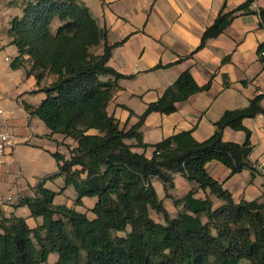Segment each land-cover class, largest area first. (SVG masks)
<instances>
[{
    "label": "trees",
    "instance_id": "obj_1",
    "mask_svg": "<svg viewBox=\"0 0 264 264\" xmlns=\"http://www.w3.org/2000/svg\"><path fill=\"white\" fill-rule=\"evenodd\" d=\"M252 2L245 0L229 11L221 10L203 31L198 47L219 35L237 14L250 12ZM258 11L264 27V6ZM55 19L58 24L52 28ZM6 33L18 50L11 68L21 65L27 54L31 62L27 74H33L38 85L46 73L54 75L41 88L46 97L36 107L25 103V110L53 133L77 142L69 159L54 154L61 163L49 178L63 175L65 185H73L76 191L77 204L84 196L97 201L91 209L95 217L89 219L64 205L54 206L56 193L39 182L35 196L22 197L19 205L28 206L31 216L42 217V224L31 229L20 216L0 217V264H47L50 252L58 254L56 264H264V201L234 202L205 168L207 162L216 160L231 174L256 169L249 161V131L242 119L262 111L258 98L244 109L225 111L205 140L197 141L189 130L181 131L151 144L148 158L133 152L126 140L135 139L136 146L146 148L138 131L145 117L152 111H175L177 102L208 89L210 81L199 86L189 70L183 71L157 100L147 104L138 122L125 129L106 112L117 79L125 77L108 65L117 43H107L106 29L98 26L84 4L29 1L22 15L11 19ZM101 44L102 52L96 53ZM263 46L264 42L258 52ZM102 76L112 79L103 81ZM227 126L244 130L246 140L242 144L223 140ZM90 129L96 133H87ZM176 173L197 188L174 198L168 190L174 186ZM153 178L163 183L166 195L180 206L176 216L171 217L158 199ZM196 189H208L222 203L214 207L209 197L196 198ZM151 210L163 222L156 221Z\"/></svg>",
    "mask_w": 264,
    "mask_h": 264
},
{
    "label": "crops",
    "instance_id": "obj_2",
    "mask_svg": "<svg viewBox=\"0 0 264 264\" xmlns=\"http://www.w3.org/2000/svg\"><path fill=\"white\" fill-rule=\"evenodd\" d=\"M23 0H0V104L5 109L4 125L12 130L15 142L6 150L5 163L0 171V217H21L29 228L42 224V217L31 216L26 205H19L22 197H34L35 188L42 182L44 188L54 191V206H66L85 213L89 219L97 199L84 196L81 204L75 203L73 185H65L58 172L54 154L69 159L77 142L70 136L53 133L37 116L29 115L24 104L38 106L46 97L41 88L54 79L46 73L37 84L33 74H27L31 66L29 56H22V64L11 68L18 56L6 30L15 16L22 15ZM84 4L100 27L106 29L111 49L108 65L124 75L117 79V88L106 105V112L113 116L120 127L130 128L138 122L147 104L158 99L164 90L185 70H189L195 82L202 86L210 81L206 90H200L176 104L175 111L163 114L152 111L138 127L146 148L135 145V139L126 143L131 150L151 157V144L181 131H190L193 138L202 141L215 129V122L227 110L244 109L253 99L262 111L242 119L249 131L251 146L249 161L256 166L264 152V58L258 47L264 42V27L257 12L264 0H253L250 12L237 14L230 24L216 37L198 47L201 35L212 24L218 13L229 11L245 0H76ZM56 27V26H55ZM102 52V44L97 48ZM103 81L112 79L102 76ZM96 133L95 129L87 131ZM222 139L242 144L246 140L244 130L225 127ZM76 168H79L78 166ZM209 175L227 189L234 202L264 201V175L259 170L243 169L231 174L219 161L206 163ZM84 176V174H82ZM152 186L157 197L171 217L177 215L180 206L166 195L163 183L153 178ZM173 188L168 193L182 198L197 184L189 182L181 174L173 175ZM196 198L209 197L213 206L222 201L208 189H196ZM150 215L163 222L160 214ZM55 215V218H58ZM38 247V245L36 244ZM58 254L50 252L47 264H56Z\"/></svg>",
    "mask_w": 264,
    "mask_h": 264
},
{
    "label": "built area",
    "instance_id": "obj_3",
    "mask_svg": "<svg viewBox=\"0 0 264 264\" xmlns=\"http://www.w3.org/2000/svg\"><path fill=\"white\" fill-rule=\"evenodd\" d=\"M259 56L264 58V46L259 51ZM262 99L264 100V90L260 92ZM1 101V95H0ZM4 116H5V109L0 104V171L2 166L5 163L6 157V150L12 148L15 142V135L13 134L12 130L8 129L4 125ZM262 126L264 128V118L262 120ZM255 168L259 170L262 174H264V152L262 153L261 159L257 162Z\"/></svg>",
    "mask_w": 264,
    "mask_h": 264
},
{
    "label": "rangeland",
    "instance_id": "obj_4",
    "mask_svg": "<svg viewBox=\"0 0 264 264\" xmlns=\"http://www.w3.org/2000/svg\"><path fill=\"white\" fill-rule=\"evenodd\" d=\"M29 1H33V0H23V1H22V2H23V7H24V5H26V3L29 2ZM57 24H58V20L55 19V20L52 22V28H54ZM97 48H98V47H97ZM97 48L95 49V52H96V53H99V52L97 51V50H98ZM151 213H152V215L154 214L152 210H151ZM119 234L121 235V234H123V233H119ZM240 264H249V263H248L247 261H243V262H241Z\"/></svg>",
    "mask_w": 264,
    "mask_h": 264
}]
</instances>
